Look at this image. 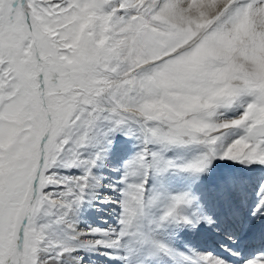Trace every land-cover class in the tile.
Here are the masks:
<instances>
[{
  "label": "snow or ice",
  "instance_id": "snow-or-ice-1",
  "mask_svg": "<svg viewBox=\"0 0 264 264\" xmlns=\"http://www.w3.org/2000/svg\"><path fill=\"white\" fill-rule=\"evenodd\" d=\"M0 264H264V0H0Z\"/></svg>",
  "mask_w": 264,
  "mask_h": 264
}]
</instances>
